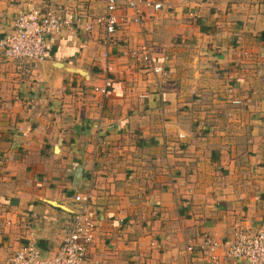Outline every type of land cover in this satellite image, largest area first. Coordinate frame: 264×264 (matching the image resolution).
Masks as SVG:
<instances>
[{
    "label": "crops",
    "instance_id": "crops-1",
    "mask_svg": "<svg viewBox=\"0 0 264 264\" xmlns=\"http://www.w3.org/2000/svg\"><path fill=\"white\" fill-rule=\"evenodd\" d=\"M129 1L111 45L81 19L44 60L0 54V264L28 245L55 256L77 194L96 264H249L222 244L264 224V0ZM62 6L97 18L107 0H0V35ZM144 42L164 73L132 56Z\"/></svg>",
    "mask_w": 264,
    "mask_h": 264
},
{
    "label": "built area",
    "instance_id": "built-area-1",
    "mask_svg": "<svg viewBox=\"0 0 264 264\" xmlns=\"http://www.w3.org/2000/svg\"><path fill=\"white\" fill-rule=\"evenodd\" d=\"M128 4L139 12L133 0ZM147 4L151 3L148 1ZM154 6L159 8L160 4ZM117 8V0H107L105 14L97 18L87 10H83L79 15V12L68 6L46 10L36 7L20 10L14 18L11 29L0 35V54L8 60L21 63L44 60L48 56V37L64 29L79 26L81 19L84 22H81L84 29L88 31L93 29L95 22L102 24L103 39L107 45H111L120 22L116 13ZM131 54L143 63L145 69L156 73L165 72L162 65H157L153 61L148 43H141L132 49ZM112 84V80L107 78L103 84L95 87V91L105 97ZM75 200L82 206L74 213L55 256L43 258L35 246L28 245L17 249L5 264H96L89 254V247L94 241L96 231V217L88 211L90 196L77 194ZM222 245L227 257L246 259L249 264H264V224L256 231L239 226L235 231L234 239ZM204 246L214 249L220 246V243L211 237H206ZM212 262L220 264L221 260L213 257Z\"/></svg>",
    "mask_w": 264,
    "mask_h": 264
}]
</instances>
